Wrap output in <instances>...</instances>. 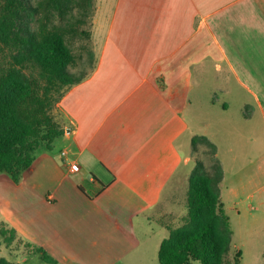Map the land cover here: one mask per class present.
<instances>
[{
	"label": "crops",
	"instance_id": "crops-1",
	"mask_svg": "<svg viewBox=\"0 0 264 264\" xmlns=\"http://www.w3.org/2000/svg\"><path fill=\"white\" fill-rule=\"evenodd\" d=\"M112 8L102 17L98 6L94 70L54 108L63 133L37 149L19 181L0 172V227L42 247L51 264L144 261L155 221L166 227L158 217L175 214L163 203L176 199L192 138L210 136L185 140L195 103L208 101L209 115L217 105L230 115L236 103L249 125L220 115L219 134L249 132L261 150L220 157L217 149L226 212L264 206L255 189L264 178V0H118Z\"/></svg>",
	"mask_w": 264,
	"mask_h": 264
},
{
	"label": "trees",
	"instance_id": "trees-1",
	"mask_svg": "<svg viewBox=\"0 0 264 264\" xmlns=\"http://www.w3.org/2000/svg\"><path fill=\"white\" fill-rule=\"evenodd\" d=\"M26 0H5L0 10V172L19 181L24 170L34 161L36 151L51 148L63 129L53 109L67 89L79 82L70 69L76 56L65 39V28L43 22L33 27L24 17ZM64 17L83 6L84 0H47ZM69 19V18H68ZM82 21V19H78ZM71 24L68 30L76 31ZM206 143L215 156L212 168L205 160L196 159L189 177L187 212L181 223H166L169 230L160 244L159 264H225L233 229L221 197L224 170L216 157L217 148L206 135L192 138L194 150ZM1 234L7 243L16 235L14 228L2 225ZM12 235V236H10ZM28 252L40 253L44 260L55 262L46 250L25 242ZM241 250L236 254L239 264ZM0 264H17L0 257Z\"/></svg>",
	"mask_w": 264,
	"mask_h": 264
},
{
	"label": "rangeland",
	"instance_id": "rangeland-1",
	"mask_svg": "<svg viewBox=\"0 0 264 264\" xmlns=\"http://www.w3.org/2000/svg\"><path fill=\"white\" fill-rule=\"evenodd\" d=\"M117 1L118 0H84L83 6L74 3V9L70 10L69 13L66 12L67 14L61 17L59 11L54 9L47 0H26V10L23 11V14L35 28H38L43 22H48V25L56 24L65 28L63 31L65 32L64 36L66 42L71 46L76 56L73 63L70 64V69L76 77L82 80L92 73L98 58L99 40L96 33L98 6L99 4L104 5V9L100 13L102 17L111 16L113 13L112 5H114L115 2L117 3ZM4 3L5 0H0V10ZM79 18L82 19V21L79 22ZM71 24L79 25V29L76 31L68 30ZM0 56L3 57V53L0 52ZM204 89L207 95V88ZM233 95L236 96L237 94ZM221 96L222 95H220V97ZM231 97L232 96L229 95L227 99ZM206 102L208 101H205V103H195L194 106L198 109V117L194 121L190 119V130L187 132L185 140H188V136L191 133L202 134L207 130L210 136L208 134H206V136H208L211 142L215 144L216 148L219 149L220 157H224L226 154L230 153V151L240 152L243 157H250L257 151L261 152L260 148L258 150L251 148L249 132H247L246 135L219 134L220 115L223 116V119L224 115L229 117L234 123L241 122L240 124L242 126L247 127V125H249L248 122L238 118L236 103L233 104V109L229 113L230 115L221 113V105L212 106L209 115V107H207L209 103ZM236 129H241L239 124H237ZM42 145L44 146V144ZM199 146L198 150H194V157H192L190 164L182 165L178 172V183L175 188L176 199L171 202L170 200H165L163 203L168 211L173 210L175 214H158L160 215L158 218L162 217L163 223L165 224L174 223L175 225H179L182 221L181 216L185 215L187 212L186 203L189 177L195 167L196 159L202 158L205 160L209 168L213 166L215 156L206 152L210 150V147L202 141L199 142ZM255 189L258 196L264 194V178L258 180ZM254 202L257 207L259 199L256 198ZM228 215L234 234L232 235L230 248L225 255V264H236V254L239 250H241L239 264H264V206H261L259 209L256 208L253 211L243 208L240 213H237L235 209H230V214ZM154 224L157 229L154 230L150 241L146 244L144 261L142 260L131 264H159L158 243L165 237H168L169 230L167 227L159 225L156 221ZM5 227L10 228L9 226ZM28 247L29 246L23 240L18 238L17 234L13 237L11 243H7L5 237L0 232V257L17 264H51L44 260L40 253L28 252V250H30ZM191 264H201V262L194 260Z\"/></svg>",
	"mask_w": 264,
	"mask_h": 264
},
{
	"label": "built area",
	"instance_id": "built-area-1",
	"mask_svg": "<svg viewBox=\"0 0 264 264\" xmlns=\"http://www.w3.org/2000/svg\"><path fill=\"white\" fill-rule=\"evenodd\" d=\"M63 154L66 155L67 154V151L66 150L63 151ZM71 167H72V170H79V168H80L79 167V164L76 163V162L72 163Z\"/></svg>",
	"mask_w": 264,
	"mask_h": 264
}]
</instances>
